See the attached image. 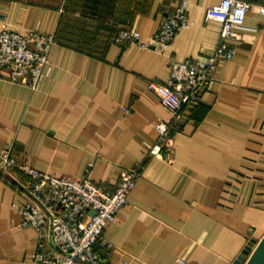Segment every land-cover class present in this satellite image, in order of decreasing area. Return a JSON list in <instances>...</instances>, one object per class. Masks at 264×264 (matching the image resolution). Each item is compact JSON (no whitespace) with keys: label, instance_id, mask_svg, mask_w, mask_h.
Instances as JSON below:
<instances>
[{"label":"crops","instance_id":"0c3cea01","mask_svg":"<svg viewBox=\"0 0 264 264\" xmlns=\"http://www.w3.org/2000/svg\"><path fill=\"white\" fill-rule=\"evenodd\" d=\"M188 1L192 26L158 54L116 44L103 21L149 41L180 0H111L102 18L87 8L84 19L70 12L68 25L64 0H0V24L6 16L12 31L55 36L51 72L37 90L0 79V155L13 147L33 168L89 176L107 190L124 170L142 167L128 205L104 233L114 245L99 251L105 264H233L250 241L264 238V15L257 11L264 0H246L251 8L235 58L218 65L197 106L187 107L190 116L170 133L171 148L146 157L156 124L171 118L147 85L167 82L172 59L205 58L220 40L221 25L206 13L221 0ZM75 18L84 23L77 33ZM65 34L104 41L91 53ZM6 177L0 264H34L36 233L21 226V199L11 173Z\"/></svg>","mask_w":264,"mask_h":264},{"label":"built area","instance_id":"2783aa9c","mask_svg":"<svg viewBox=\"0 0 264 264\" xmlns=\"http://www.w3.org/2000/svg\"><path fill=\"white\" fill-rule=\"evenodd\" d=\"M189 4L188 0H180L174 13L164 20L149 41H143L137 30L126 29L118 34L115 43L166 54L179 32L192 26ZM250 8L246 0H221L210 7L206 20L221 25L220 40L213 53L195 60L172 59L167 82L147 85L148 91L157 96L171 118L156 124L157 140L147 145L146 157L161 156L171 148L170 133L184 121L186 108L198 102L212 83V73L218 65L235 58L239 31L244 27ZM257 11L264 15V7H258ZM2 18L0 79L35 91L51 72L49 54L55 36L37 31H12L5 23L7 17ZM126 112L130 111L126 109ZM93 166V163L88 165L89 168ZM141 171V165L124 170L118 185L107 190L89 176L68 179L56 172L33 168L13 154V147L0 155V175L6 179L11 173L12 184L21 199V226L30 227L36 233L34 264H105L103 256L93 246L98 244L100 250L109 252L114 249L104 233L128 205ZM237 187L242 191L243 184Z\"/></svg>","mask_w":264,"mask_h":264},{"label":"trees","instance_id":"16d2710c","mask_svg":"<svg viewBox=\"0 0 264 264\" xmlns=\"http://www.w3.org/2000/svg\"><path fill=\"white\" fill-rule=\"evenodd\" d=\"M64 1H65L64 16L66 17L67 25H68L69 19L71 18L69 16L70 12L76 14V11L79 10V11H81L80 17L82 19H84L85 14H89L86 12V10L88 8L89 11H93V18H96V17L102 18L104 15L103 14L104 12H103V8L101 6L111 3V0H64ZM106 11L110 12L109 9L108 10L106 9ZM90 17H92V15ZM81 18L80 19L75 18L77 21V24L75 27H74V25H71V30L75 33L79 32L80 28L84 27V23L81 24V22H80V21H83ZM103 23L104 24L102 26L104 28H106V31H108L110 33L109 38L112 37L113 42L115 41V38L118 36V34L121 31L128 29V26H126L124 24L119 25L118 23H114L113 25H109L107 20L103 21ZM67 28H68V26H67ZM67 28H66V30H67ZM87 36L92 37L90 35H87ZM64 37L70 44H73L76 48L84 49V50L91 52V53H96L98 51V48L103 44L102 41H104V40H102V41L98 40V39H96V37H93L92 39H88V40L72 41L71 39L70 40L67 39L68 34H65ZM107 42L108 41H105L104 45L107 44ZM181 125L182 124H180V126Z\"/></svg>","mask_w":264,"mask_h":264},{"label":"water","instance_id":"95a60500","mask_svg":"<svg viewBox=\"0 0 264 264\" xmlns=\"http://www.w3.org/2000/svg\"><path fill=\"white\" fill-rule=\"evenodd\" d=\"M197 104H192L188 110L191 111ZM189 113H185L184 122L189 117ZM94 214V211L91 212ZM94 249L100 251L99 245L95 244ZM106 258V255H104ZM233 264H264V238L257 242L256 240L250 241V243L243 249Z\"/></svg>","mask_w":264,"mask_h":264}]
</instances>
